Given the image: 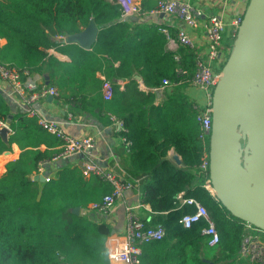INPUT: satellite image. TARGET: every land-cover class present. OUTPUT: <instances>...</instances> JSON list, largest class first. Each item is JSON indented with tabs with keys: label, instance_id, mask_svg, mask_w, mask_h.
I'll use <instances>...</instances> for the list:
<instances>
[{
	"label": "trees",
	"instance_id": "16d2710c",
	"mask_svg": "<svg viewBox=\"0 0 264 264\" xmlns=\"http://www.w3.org/2000/svg\"><path fill=\"white\" fill-rule=\"evenodd\" d=\"M158 1L141 0L142 15L156 9ZM123 15L117 0H0V40H6L0 41V63L47 75L58 88V100L72 111L89 112L102 123H110L112 116L122 121L120 133L130 142L128 178L139 181L143 203L151 206V218L144 221L166 229L162 239L143 245L141 264H261L239 256L244 222L203 186L199 174L204 150L199 108L184 91L196 68L194 49L167 50L169 32L131 18L120 20ZM91 19L101 28L91 49L57 38L82 30ZM51 48L70 61L57 59L48 52ZM127 79L122 89L119 80ZM164 79L172 90L156 103ZM106 80L113 84L109 99L103 95ZM14 105L0 89V121L11 115L12 130L10 145L0 135V152L12 144L21 150L0 177V264H109L106 244L112 226L72 209L101 201L112 183L97 174L87 177L77 165L60 167L49 181L35 180L40 162L55 161L61 140L37 115ZM171 148L181 155V165L168 159ZM179 194L208 208L219 243L209 245L202 234L204 220L183 226L181 218L194 208L181 205Z\"/></svg>",
	"mask_w": 264,
	"mask_h": 264
},
{
	"label": "built area",
	"instance_id": "2783aa9c",
	"mask_svg": "<svg viewBox=\"0 0 264 264\" xmlns=\"http://www.w3.org/2000/svg\"><path fill=\"white\" fill-rule=\"evenodd\" d=\"M124 7V15H142L140 3L136 0H117ZM220 4L228 7L231 0H219ZM245 0L242 11L227 21L222 14H210L207 18L201 17V11L196 9L190 0H160L156 9L151 12H164L177 15L186 27H202L206 32L208 49L205 56L196 55V68L191 77V84L203 93L204 102L196 103L199 108L197 119L200 124L199 137L203 141L204 150L199 165V174L204 178L203 186L214 193L209 172V143L212 129L213 94L215 87L222 75V68L226 62L233 42L236 38L238 28L243 20L246 8ZM167 31V30H166ZM177 40L180 44L194 49V41L185 28L177 33ZM0 79L8 81L12 86V97H17L21 104L26 107L29 115H37L38 122L49 132L55 134L61 140V151L54 157L72 155L77 152L86 151L96 146L97 140L94 136H75L67 133L61 123L49 120L39 115L33 104L40 98L46 96L57 97L58 88L49 82H38L27 71H19L17 68L0 63ZM164 84L168 80L164 79ZM113 94V84L106 80L103 84V95L109 99ZM114 120H117L113 117ZM123 127V123L117 120ZM9 126L8 122L0 121V127ZM10 127V126H9ZM129 145V141L124 138ZM47 162H40L35 175H42L46 171ZM85 174H97L110 181L113 189L107 192L101 201L90 203L88 208L108 213L114 206L116 199L125 189L135 186V183L116 176L113 172L105 171L97 163H87L84 169ZM51 174L45 177V181L51 179ZM199 179V176H196ZM181 205H189L194 208L193 212L184 215L180 222L184 227H190L193 223L206 221L202 228V234L208 237V243L215 246L220 242L219 231L210 217L208 208L194 197H184L179 194ZM166 235V229L162 224L147 226L144 219L128 207L127 222L125 226L124 242H119L118 238L109 237L107 240V253L109 264H141L140 256L144 244L160 240ZM239 256L252 262L264 264V230L250 222L244 221L242 232V245Z\"/></svg>",
	"mask_w": 264,
	"mask_h": 264
},
{
	"label": "water",
	"instance_id": "95a60500",
	"mask_svg": "<svg viewBox=\"0 0 264 264\" xmlns=\"http://www.w3.org/2000/svg\"><path fill=\"white\" fill-rule=\"evenodd\" d=\"M129 18L140 16L123 15L120 20ZM98 34L99 27L91 19L82 30L65 35L63 42L89 49ZM11 132L9 126L0 127L7 145ZM209 159L214 194L222 205L243 222L264 230V0H247L215 87ZM47 175L48 170L34 179L44 182ZM72 211L78 214L80 207Z\"/></svg>",
	"mask_w": 264,
	"mask_h": 264
},
{
	"label": "crops",
	"instance_id": "0c3cea01",
	"mask_svg": "<svg viewBox=\"0 0 264 264\" xmlns=\"http://www.w3.org/2000/svg\"><path fill=\"white\" fill-rule=\"evenodd\" d=\"M136 1L140 3L141 0ZM190 1L194 4L196 9L201 11L202 18H207L210 14L217 13L222 14L227 21H230L234 16H236V14L240 13L245 3V0H231L225 10V6L221 5L219 0ZM138 16H140V19L137 21L150 26H158L162 28L160 29L161 31L169 32L171 34V37L166 43L167 50L174 51L176 53L180 52L183 45L178 42L177 33L180 29L185 28L194 41V51L196 55H206L208 41L206 32L202 27L194 29L186 27L177 15L164 12L150 11L146 15ZM100 29L101 28L99 27V32ZM57 38L63 41L64 36L60 35ZM0 41L1 44H3L6 40L1 39ZM48 52L53 54L60 61H70V57L67 54L59 52L55 48H51ZM105 56L108 57V55ZM115 65L118 66L119 62H115ZM96 74L100 78H104V75L99 71L96 72ZM31 76L40 83L49 82L47 75L31 73ZM136 79L139 80L140 88L147 90V87L142 82L141 78L136 76ZM128 81L129 79L119 80V84L122 89ZM168 86L169 84H164L160 88L156 89V103H161L165 100V96L168 91L172 90V87L168 89ZM0 89L2 93L8 96L16 106H19L22 110L26 111V107L21 104V101H19L17 97L11 96L12 86L10 82L0 79ZM184 91L193 102H204L203 93L192 84L187 86ZM32 107L42 117L61 123L67 133L75 136L90 135L94 136L97 140L96 146L92 149L63 156L54 162L48 163L45 166V169L48 170V174L51 173V175H55L56 171L60 167L66 165H77L84 170L87 163L94 162L100 165L105 171L113 172L118 177L130 180L128 178L129 173L126 170L129 153L128 144L125 142L124 137L120 133L123 127L119 125L117 120L113 119V116L110 123H102L96 116H93L89 112L80 109H78V111H72L70 106L60 102L57 97L50 96L40 98L33 104ZM58 149L61 151L60 145L58 146ZM20 152L21 150L17 144H12L11 150H4L0 152V177L6 171L7 162L18 158ZM167 157L171 161L181 165L182 157L174 150V148H171L168 151ZM60 159H62L61 162H59ZM89 175L90 174H86L87 177H89ZM194 181L197 182L198 179L195 178ZM134 183V187L125 189L116 199L113 208L108 213H102L98 210L89 208H80L79 213H86V215L94 222L106 221L109 223L112 226V233L110 237L118 238L119 242L123 243L128 207H131V209H133V211L137 213L141 219L149 220L151 218V206L143 203L139 181L136 180Z\"/></svg>",
	"mask_w": 264,
	"mask_h": 264
}]
</instances>
